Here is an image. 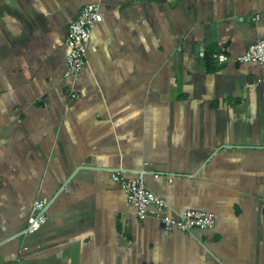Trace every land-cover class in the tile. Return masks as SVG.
Returning <instances> with one entry per match:
<instances>
[{"label": "crops", "instance_id": "obj_1", "mask_svg": "<svg viewBox=\"0 0 264 264\" xmlns=\"http://www.w3.org/2000/svg\"><path fill=\"white\" fill-rule=\"evenodd\" d=\"M88 3L102 21L64 78ZM263 37L264 0H0V264H264V71L235 61ZM117 169L215 226L139 218Z\"/></svg>", "mask_w": 264, "mask_h": 264}, {"label": "built area", "instance_id": "obj_2", "mask_svg": "<svg viewBox=\"0 0 264 264\" xmlns=\"http://www.w3.org/2000/svg\"><path fill=\"white\" fill-rule=\"evenodd\" d=\"M259 19L260 15L253 17L254 21ZM101 21L102 14L99 6L95 3H88L81 8L76 19L67 26L66 45L68 53L66 55L64 78H74L83 69L87 45L93 28ZM210 58L217 65L226 64L231 59L223 46L212 52ZM235 61L239 64H258L264 71V37L250 44L242 54L235 57ZM143 175L142 171H139L134 177H126L118 169L111 172V178L118 184L127 202L137 209L139 218H145L149 208H154L160 213V222L166 231L189 232L195 228L211 229L215 226L214 215L207 212L188 209L177 216L169 215L166 212L164 200L145 185ZM50 203L51 200L48 198L34 200L26 226L22 231L23 235L35 234L46 223V212Z\"/></svg>", "mask_w": 264, "mask_h": 264}, {"label": "trees", "instance_id": "obj_3", "mask_svg": "<svg viewBox=\"0 0 264 264\" xmlns=\"http://www.w3.org/2000/svg\"><path fill=\"white\" fill-rule=\"evenodd\" d=\"M212 52H214L213 49H211L210 51H208V53H207V52L205 53V57H204V59H205L206 63H213V64H215V63L211 60V58H210V55H211Z\"/></svg>", "mask_w": 264, "mask_h": 264}]
</instances>
